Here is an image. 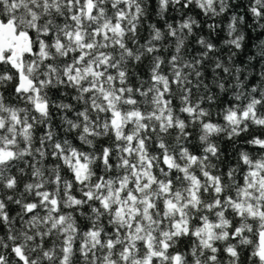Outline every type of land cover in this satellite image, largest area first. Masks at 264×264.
<instances>
[{"label": "snow or ice", "instance_id": "1", "mask_svg": "<svg viewBox=\"0 0 264 264\" xmlns=\"http://www.w3.org/2000/svg\"><path fill=\"white\" fill-rule=\"evenodd\" d=\"M239 7L0 0V264H264V40L233 60L264 0Z\"/></svg>", "mask_w": 264, "mask_h": 264}, {"label": "trees", "instance_id": "2", "mask_svg": "<svg viewBox=\"0 0 264 264\" xmlns=\"http://www.w3.org/2000/svg\"><path fill=\"white\" fill-rule=\"evenodd\" d=\"M237 2L241 5V7L236 8L235 10L240 12V14H243L242 11V7L243 4L246 3V0H237ZM231 15V12L222 17V24H221V28L217 30V33L212 35V40L215 42L217 49L219 50V53H227V49L225 47H223V40L226 39V32H225V28L226 25L228 23V16ZM198 19H201V17H197ZM178 19L177 16L173 15L169 17L170 22H173L174 20ZM153 23L155 22V20L152 21ZM247 23H252V18L249 16L247 18ZM146 28V25H145ZM241 30L244 32L245 34V47L242 49L241 52H239L237 54L236 57L233 58V60L235 61V63L240 66L243 67L245 64H248V57L250 55H255V53L257 52V45L260 44V42L262 40H264V30H253V29H249L247 28L246 25L241 26ZM200 35L205 36L206 38L209 36V33L207 32L206 28H203L201 30H198ZM144 35H147V31H145ZM191 39V38H190ZM189 48H191L193 50V52H195L198 48L197 45H195L194 39H192V42L189 43ZM218 53V54H219ZM255 67H251L249 66L248 71L245 73L246 75H249V83L250 84H255L257 83L258 79H259V72L262 70V66H264V60H259V61H253L252 62ZM218 91V89H217ZM230 96V93L228 94H224L222 95V99H228Z\"/></svg>", "mask_w": 264, "mask_h": 264}]
</instances>
